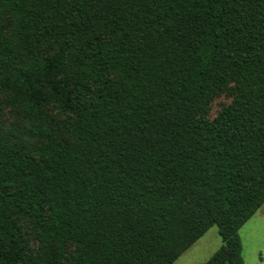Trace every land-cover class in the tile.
I'll return each instance as SVG.
<instances>
[{
    "label": "trees",
    "instance_id": "trees-1",
    "mask_svg": "<svg viewBox=\"0 0 264 264\" xmlns=\"http://www.w3.org/2000/svg\"><path fill=\"white\" fill-rule=\"evenodd\" d=\"M263 203L264 0H0V264H171L212 225L192 264H244Z\"/></svg>",
    "mask_w": 264,
    "mask_h": 264
},
{
    "label": "rangeland",
    "instance_id": "rangeland-1",
    "mask_svg": "<svg viewBox=\"0 0 264 264\" xmlns=\"http://www.w3.org/2000/svg\"><path fill=\"white\" fill-rule=\"evenodd\" d=\"M230 98L221 94L216 96L210 105L208 117H214L222 107L227 105ZM51 113L58 114V111L50 108ZM15 119L10 108H5L2 112V123L10 124ZM30 247L36 246L34 234L30 233L29 227L25 228ZM244 264H264V203L256 212L243 223L239 228ZM216 225L210 226L195 242L186 248L171 264H192L206 261L214 251H216L222 241Z\"/></svg>",
    "mask_w": 264,
    "mask_h": 264
}]
</instances>
